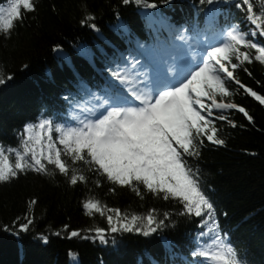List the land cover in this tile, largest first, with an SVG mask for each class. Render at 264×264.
<instances>
[{"label":"trees","instance_id":"16d2710c","mask_svg":"<svg viewBox=\"0 0 264 264\" xmlns=\"http://www.w3.org/2000/svg\"><path fill=\"white\" fill-rule=\"evenodd\" d=\"M6 2L0 0V6ZM31 2L35 11L22 10L26 18L16 22L7 37L0 34V72L12 77L0 85V146L5 150L18 146L26 123L34 124L41 118L72 123L78 107L70 105L68 99L80 98L81 85L103 94L109 82L118 84L113 73L126 71L130 61L136 60L134 53L125 50L132 40H138L142 50L167 53L177 41V19L188 17L190 5L199 14H208L226 0H217L213 5L200 4L199 0H170L169 4L148 0L157 3L161 18L150 31H143L144 23L139 22L135 6L151 10L135 0L127 5L123 0ZM238 11L241 20L237 24L245 31L253 29L246 14ZM89 14L94 19L83 23ZM114 23L115 33L109 29ZM92 24L100 36L92 32ZM112 46L117 48L113 56L120 65L110 69L81 53L86 47L95 53L98 47L103 48L102 62L108 63L106 56L112 55ZM136 61L143 62L141 57ZM244 67L247 71H236L242 84L264 95V65L253 61ZM90 76L104 83V88L92 87ZM228 87L234 94L226 102L245 107L253 120L237 110L228 113L236 127L214 120L226 146L205 139L201 159H190L189 163L200 169L202 186L216 209V220L238 253L247 254L248 264H264V105L234 81ZM74 167L86 176L85 182L68 184L67 177L52 166L51 175L29 171L0 182V264H67L70 260L75 264H136L138 257L145 260V253L158 258L161 246L191 253L201 243L199 232L203 226L199 218L182 213L178 200L153 196L142 188L137 196L125 186L103 180L82 164ZM89 198L106 208L118 209L122 217L146 215L152 210L168 226L147 237L143 233L134 236L136 232L111 233L105 228L106 214L87 215L82 209L83 201ZM30 200L35 201L31 207ZM163 213H168L167 218H162ZM22 223L28 224L26 231L21 230ZM97 227L108 231L107 243L93 238ZM72 231L80 235L68 239ZM196 259L188 255L185 262L190 264Z\"/></svg>","mask_w":264,"mask_h":264},{"label":"snow or ice","instance_id":"6c2138e0","mask_svg":"<svg viewBox=\"0 0 264 264\" xmlns=\"http://www.w3.org/2000/svg\"><path fill=\"white\" fill-rule=\"evenodd\" d=\"M131 2L123 0L125 5ZM199 2L213 5L217 0ZM135 3L147 9L158 7L148 0H135ZM161 3L169 4L170 0H161ZM234 6L246 14L254 29L245 31L238 24L232 26L223 33L224 39L204 44L203 53L197 56H187L183 46H178L172 57L176 68L171 74L157 70L149 78L146 69L142 73L114 72L119 83L109 82L102 89L103 94L81 85L80 98L68 99L70 105L80 109L73 126L46 118L24 124L17 147L5 150L0 146V182H9L29 171L51 175L49 166H52L67 177L68 184L83 183L86 176L74 167L82 164L103 180L125 186L137 196L142 188L153 196L178 200L182 213L199 218L203 228L199 232L201 243L191 253L197 258L193 264H243L237 249L216 220V209L202 186L200 169L189 163L190 159H201L205 139L213 145L226 146L214 120H223L236 127L228 115L232 110L253 120L245 107L226 102L234 94L229 90L230 82L234 81L264 105V95L246 87L236 75L237 69L247 71L244 65L252 63L253 56L264 65V36L261 35L264 34V0H261L259 11L252 0H238ZM22 10L35 11V5L31 0H7L0 6V34L7 37L15 23L26 18ZM152 15L149 14V20ZM93 19L89 14L82 22ZM207 23L209 28L216 25L214 12L209 14ZM91 27L95 28V24ZM175 31V39L184 43L202 35L199 23ZM253 36H260V39L253 42ZM11 78L0 72V85ZM34 203L30 200L28 206ZM81 206L87 215L112 213L106 217L111 233L137 232L147 237L168 226L164 219L153 215L152 210L146 215L122 217L118 209L106 208L96 199L89 198ZM20 228L26 231L28 224L22 223ZM94 233V239L108 242L105 229L97 227ZM70 235L77 237L80 233L72 231Z\"/></svg>","mask_w":264,"mask_h":264},{"label":"rangeland","instance_id":"374dc122","mask_svg":"<svg viewBox=\"0 0 264 264\" xmlns=\"http://www.w3.org/2000/svg\"><path fill=\"white\" fill-rule=\"evenodd\" d=\"M187 56H189V57H192L193 55H189V54H186ZM112 213H106V215H111ZM164 214L165 213H163V215H162V218H167V217H165L164 216ZM184 216V215H183ZM107 219V218H106ZM116 221L114 220L113 221V223H115ZM105 228H109V225H108V222L106 221V227ZM123 232V231H122ZM106 233H108V231H106L105 230V234ZM137 233V232H136ZM65 234V233H64ZM66 235V234H65ZM134 236H138V233L137 234H134ZM49 236H47L46 238H48ZM68 237V239H72V238H74V237H72L70 234H69V236H67ZM50 238H51V236H50ZM39 239H41V241H43L44 242V240L45 239H42V238H40L39 237ZM81 241H84L83 239L81 240ZM44 244V243H43ZM160 254H161V261H167V258L168 257H171V256H173L176 252H181V251H184V250H174V248H167L166 246H161V248H160ZM150 255V254H149ZM144 257H146V254H144ZM138 259H140L139 257H138ZM76 262H74V260L72 261V260H70V261H67V264H75ZM80 264V263H79Z\"/></svg>","mask_w":264,"mask_h":264},{"label":"bare ground","instance_id":"6f19581e","mask_svg":"<svg viewBox=\"0 0 264 264\" xmlns=\"http://www.w3.org/2000/svg\"><path fill=\"white\" fill-rule=\"evenodd\" d=\"M186 27H188V26H183V28H186Z\"/></svg>","mask_w":264,"mask_h":264}]
</instances>
